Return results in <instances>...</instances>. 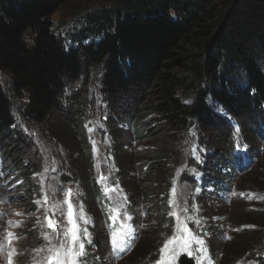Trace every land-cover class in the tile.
Wrapping results in <instances>:
<instances>
[{
  "label": "trees",
  "instance_id": "obj_1",
  "mask_svg": "<svg viewBox=\"0 0 264 264\" xmlns=\"http://www.w3.org/2000/svg\"><path fill=\"white\" fill-rule=\"evenodd\" d=\"M73 1L0 0V164L24 171L34 191L29 176L41 172L46 155L41 136L73 145V158L77 133L85 148L81 167L62 178L76 175L94 187L84 125L102 119L118 136L123 124L137 141L155 145L144 154L142 173L147 193H158L153 208L159 221L169 223L172 164L184 158L193 126L204 143L207 131H227L220 167L238 162L234 125L215 113L210 97L240 124L244 139L238 117L250 116V135L264 137V0H115L79 12L70 7ZM65 10L75 21L78 14L83 18L70 34L72 43L56 32L53 19ZM125 95L139 98L141 106L124 118L109 106ZM57 113L63 117L52 128ZM152 131L161 133L159 140ZM12 137L23 142L21 155L4 146ZM188 155L187 169L198 167ZM248 218L257 229L244 231L243 243L224 264L264 250V211ZM161 235L131 264L151 257ZM256 260L264 264L262 256Z\"/></svg>",
  "mask_w": 264,
  "mask_h": 264
},
{
  "label": "rangeland",
  "instance_id": "obj_2",
  "mask_svg": "<svg viewBox=\"0 0 264 264\" xmlns=\"http://www.w3.org/2000/svg\"><path fill=\"white\" fill-rule=\"evenodd\" d=\"M114 1L74 0L70 7L77 8L75 12H79ZM72 16L65 10L53 17L56 32L68 43L73 42L70 34L83 21L81 14L76 16L78 21L73 20ZM62 22L66 24L62 25ZM140 101L133 95H125L118 101L111 102L109 108L116 112L114 115L121 114L125 118L140 108ZM208 102L217 115L231 120L235 128L234 140L238 151L242 155L248 152L250 159L234 163L232 167H220L225 151L223 138L227 131H207V142L204 143L199 141L196 126H193L189 134L190 146L184 153V158L179 163L172 164L175 167L172 174L174 184L168 194L169 223L166 224L159 221L158 210L153 208L158 205V198L155 197L158 193H147L149 182L142 173L146 166L144 154L155 145L137 141L123 124L118 125V136L109 133L102 119H90L84 125L87 130L91 164L89 168H93L94 187H89L82 180L76 181V175H72L73 178L69 175L71 178L67 181L62 178L71 173V168L76 173L75 170L81 167L79 159L85 148L77 133L74 140L78 152L76 151L73 158V145L62 140L57 141L53 137L44 140L41 136L42 151L46 155L41 172L29 176L35 183L34 191L25 182V178H22L24 171L18 170L10 162V168L0 164V264H9L8 233L13 234L11 247L16 249L12 264H48V248L65 239V230L72 228L68 220L69 204L72 205V220L75 221L79 239L85 242L86 256L82 259L86 260V264H131L134 255L151 252L158 232L162 233V241L153 249L151 257L143 262L136 260L134 264H179L184 255L192 258L195 264L227 262L230 255L243 243L244 231L257 229L250 223L249 213L264 211V137L250 135V127L254 125L250 116L238 117L245 128L244 139L240 124L231 114L222 105L213 102L211 97ZM76 115L77 113L72 117ZM61 117L63 116L58 113L54 115L49 122L50 127L58 126ZM152 133L159 140L161 133ZM1 143L3 145V140ZM4 143L9 151L15 152L12 153L13 156L21 155L23 142L20 143L12 137ZM14 144L19 147L14 148ZM189 152L198 167L189 166L187 169ZM187 173L194 178L196 186L186 177ZM218 185L221 187L219 190ZM84 220H89L90 223H84ZM8 221H19L21 224L14 227ZM49 221L53 227L48 226ZM122 225L130 226L132 232L125 237L126 248L114 251L112 234L114 231L119 233ZM185 225L187 231H184ZM84 229H87L90 236L83 235ZM44 233L48 234L50 241L45 240ZM89 239L91 244L87 243ZM169 240H172L170 249L176 248L182 240L188 241V250L181 251L177 257L171 259L169 252L161 251ZM117 241L119 242V235ZM198 241H203V247ZM233 242L238 243L233 246ZM204 250L207 253L206 258L198 261ZM259 255L264 258V250H257L254 254L246 252L231 264H259L256 260Z\"/></svg>",
  "mask_w": 264,
  "mask_h": 264
},
{
  "label": "snow or ice",
  "instance_id": "obj_3",
  "mask_svg": "<svg viewBox=\"0 0 264 264\" xmlns=\"http://www.w3.org/2000/svg\"><path fill=\"white\" fill-rule=\"evenodd\" d=\"M237 133H239V129L237 128ZM107 191V189H106ZM39 203V201H37ZM69 211H68V220L69 223L72 224L71 229H66L64 232L65 239L59 240V243L57 245H52L51 247L48 248V253L49 255L47 256V262L48 264H86V260L82 259L86 256L85 252V242L83 240L79 239V236L77 234V229H76V224L75 221L72 220V212L71 208L72 205L69 204L68 206ZM16 215H20V213H15ZM175 214V213H174ZM81 217L83 218V212H82V206H81ZM115 219V218H113ZM199 223V221H196ZM84 223H90L89 220H84ZM8 224L14 227H19L21 222L16 221H8ZM49 227H53L51 221L48 222ZM177 231H180V228L178 226ZM184 231H187L186 225L184 226ZM132 229L130 226H121V229L119 233L116 231L113 232V239H112V246L113 250H124L126 248V243H125V237L131 235ZM70 233V237H69ZM44 238L45 240L50 241V237L48 236L47 233H44ZM83 235L84 236H90V233L87 232V229L83 230ZM117 235H119V242L117 241ZM191 234L189 233V236ZM8 245H9V251L7 253L8 259H9V264H12V257L16 254V249L14 247H11L12 243V238L13 234L8 233ZM230 239V237H228ZM87 243L91 244V240L89 239ZM172 243V240L168 241V244H165L164 249H162V252H169L171 254L170 258L174 259L177 257L181 251H187L188 250V241L182 240L176 248H169V244ZM198 243L201 244L203 247V241H198ZM189 255L191 253L189 252ZM207 256L206 250H204V253L201 257H198V261H202L205 259Z\"/></svg>",
  "mask_w": 264,
  "mask_h": 264
},
{
  "label": "water",
  "instance_id": "obj_4",
  "mask_svg": "<svg viewBox=\"0 0 264 264\" xmlns=\"http://www.w3.org/2000/svg\"><path fill=\"white\" fill-rule=\"evenodd\" d=\"M187 263H190V262H187V259L184 258L181 264H187Z\"/></svg>",
  "mask_w": 264,
  "mask_h": 264
}]
</instances>
